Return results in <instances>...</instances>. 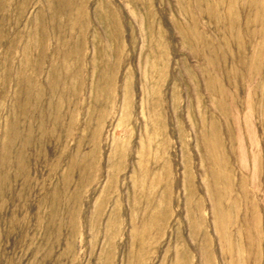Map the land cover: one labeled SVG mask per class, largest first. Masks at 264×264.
<instances>
[{
	"label": "rangeland",
	"instance_id": "1",
	"mask_svg": "<svg viewBox=\"0 0 264 264\" xmlns=\"http://www.w3.org/2000/svg\"><path fill=\"white\" fill-rule=\"evenodd\" d=\"M0 264H264V0H0Z\"/></svg>",
	"mask_w": 264,
	"mask_h": 264
}]
</instances>
